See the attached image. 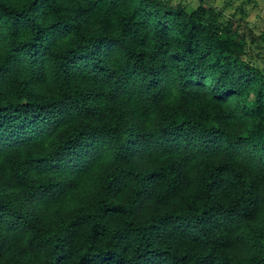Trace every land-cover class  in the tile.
<instances>
[{
  "label": "trees",
  "instance_id": "16d2710c",
  "mask_svg": "<svg viewBox=\"0 0 264 264\" xmlns=\"http://www.w3.org/2000/svg\"><path fill=\"white\" fill-rule=\"evenodd\" d=\"M0 264H264V26L0 0Z\"/></svg>",
  "mask_w": 264,
  "mask_h": 264
},
{
  "label": "rangeland",
  "instance_id": "374dc122",
  "mask_svg": "<svg viewBox=\"0 0 264 264\" xmlns=\"http://www.w3.org/2000/svg\"><path fill=\"white\" fill-rule=\"evenodd\" d=\"M185 4L187 11L195 9L201 1L222 11L225 17H232L236 23L246 24L255 32L264 26V0H178ZM263 46L261 42H258Z\"/></svg>",
  "mask_w": 264,
  "mask_h": 264
}]
</instances>
